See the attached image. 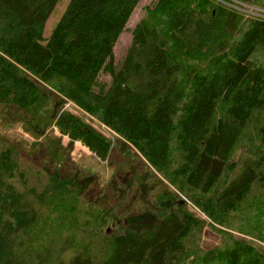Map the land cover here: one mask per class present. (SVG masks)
I'll return each mask as SVG.
<instances>
[{
	"label": "trees",
	"instance_id": "obj_1",
	"mask_svg": "<svg viewBox=\"0 0 264 264\" xmlns=\"http://www.w3.org/2000/svg\"><path fill=\"white\" fill-rule=\"evenodd\" d=\"M57 2L0 0V264H264V20L152 0L116 61L141 0H69L46 38ZM14 123L148 163L154 228L107 230L114 210L81 181L32 180L39 141L1 133Z\"/></svg>",
	"mask_w": 264,
	"mask_h": 264
},
{
	"label": "rangeland",
	"instance_id": "obj_2",
	"mask_svg": "<svg viewBox=\"0 0 264 264\" xmlns=\"http://www.w3.org/2000/svg\"><path fill=\"white\" fill-rule=\"evenodd\" d=\"M151 1L141 0L134 10L127 27L121 33L115 46L116 61L123 58L131 43L132 29L143 17L144 7ZM68 2L69 0H58L45 23L44 37L47 38L51 34ZM62 105L80 114L79 108L66 102V99ZM93 125L99 128L98 122ZM101 130L110 135L109 129L106 127H102ZM1 133L11 139L14 137L37 139L39 141L37 150H31L28 157L22 161L23 166L32 176V180L35 176L46 178L49 173L59 172L63 176L81 181L84 195L88 199L98 200L114 210L119 225L110 223L106 226L107 230L112 229L118 233L127 228L138 231L154 228L157 217L155 206L149 198V187L156 180V174L145 161L131 160L116 150L109 159L102 160L81 141H71L68 136L61 135L54 125L50 126L39 138H34L24 132L20 124L16 123L10 127L3 126ZM218 241L219 234L207 229L203 241L204 247L216 245Z\"/></svg>",
	"mask_w": 264,
	"mask_h": 264
},
{
	"label": "built area",
	"instance_id": "obj_3",
	"mask_svg": "<svg viewBox=\"0 0 264 264\" xmlns=\"http://www.w3.org/2000/svg\"><path fill=\"white\" fill-rule=\"evenodd\" d=\"M216 3L222 4L238 11L245 17H254L264 20V6L252 4L243 0H213Z\"/></svg>",
	"mask_w": 264,
	"mask_h": 264
}]
</instances>
